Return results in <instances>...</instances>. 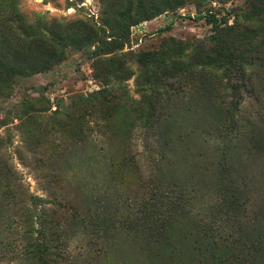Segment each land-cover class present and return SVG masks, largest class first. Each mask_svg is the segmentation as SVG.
Returning a JSON list of instances; mask_svg holds the SVG:
<instances>
[{
	"label": "rangeland",
	"instance_id": "obj_1",
	"mask_svg": "<svg viewBox=\"0 0 264 264\" xmlns=\"http://www.w3.org/2000/svg\"><path fill=\"white\" fill-rule=\"evenodd\" d=\"M110 2L111 0H20L19 9L28 20L48 21L52 28L71 35L72 38L65 40L67 47L60 64L24 79L9 96L0 98V122L8 123L7 126H0V135L7 139V143L1 146L4 158L20 173L24 188H29L45 199L48 197L52 200L53 197L41 187L35 171L25 166L22 158L33 157L29 152H34L42 171L54 174L53 181H50L60 200L57 206H48L55 209V216L61 220V224L68 221L67 224L73 226L85 211L92 214L90 220L96 219L101 228L111 229L115 219L117 223L125 222V218L120 215L124 210L119 208L120 213H115L118 212L120 201L124 203L125 199H143L153 186L162 188L163 184L165 186L177 178L188 187L195 200V207L203 210L208 207L212 196L224 190L225 185L231 188L233 184L239 190V203L246 208L242 212L243 221L252 220L258 226V229L253 226L252 230L264 233V121L256 130L234 137L229 150L231 154H222L218 150L220 146L216 147V143L209 144L206 141L208 131L217 134L224 129L220 126L223 119L218 112L220 104L241 101L245 106L244 114L247 115L252 111V105L255 104L257 108L258 103L264 106V83L261 84L259 77L253 72L252 80L242 81L247 87L241 90V96L225 90L228 82L231 85L238 84L236 86H242V82L236 75H230L224 70L218 72V76L198 74L193 79L192 68H189V73L168 79V84L173 86L172 90L177 87L180 90L173 92V97L166 99L163 108L154 114L153 122L158 119L161 122L151 132L163 138L172 137L176 157L174 161L164 163L156 170L157 177L153 183L145 179L143 171L125 163L132 131V144L137 153L143 151L144 135L139 128L133 129L138 114L125 105L119 92L114 93L110 102L106 101L97 110V118L102 124L99 132L105 135L106 152L111 159L107 168L102 171L109 178L107 187L102 191L92 190L88 193V188L83 184L64 176L63 158L79 146V140L85 133V123L77 111L78 101H73L75 97L97 92L103 88L105 80H110V86L116 89L120 84L126 86L133 100H144L137 80L141 70L139 60L144 54L160 55L172 46V40L185 44L186 54L192 53L195 57L200 58L216 51L217 46H225V42L233 40L236 35H233L234 32L228 36L219 35L205 19H198L199 14L210 12L221 18L226 12L245 9L248 0H231L227 4L187 0L174 13H165L153 20L131 26L127 34L125 31H118L120 38L117 43L112 38L107 39L103 32V28L111 21ZM228 19L233 24L234 18L229 16ZM239 22L238 30L242 27L240 19ZM170 25L171 30L160 32ZM256 25L264 36V16L257 19ZM222 27L224 25L220 26ZM92 29L99 35V41L94 45H87L84 38L92 35ZM107 31L110 32L108 28ZM120 40L125 43L123 47L118 43ZM263 40L264 38L261 41ZM259 51L264 58V46ZM114 54L116 58L113 64L119 80L106 73L109 67L106 59ZM166 78L165 74L164 81ZM252 88L258 90L256 95L252 93ZM24 101L31 105L33 111L20 125V121L8 115ZM68 107L72 113L67 116ZM44 114L48 116L45 119L41 116ZM55 121L59 125L52 128L51 124ZM25 132L28 134L29 152L21 142ZM2 166L4 160L0 159V173L3 171ZM197 226V220L191 217L178 227L169 228V235H166L161 246H153L138 226L134 231L128 230L127 236L125 233L121 236L113 253L106 246L104 251L93 255L88 264H162L159 257L164 251L169 253L173 248L188 251L192 247ZM91 228L94 230V227ZM93 235L94 233L87 234V238L79 236L83 239L75 237V247L84 240L85 244L90 243L89 239ZM95 247L98 246H92ZM150 248L158 251L154 254Z\"/></svg>",
	"mask_w": 264,
	"mask_h": 264
},
{
	"label": "trees",
	"instance_id": "obj_2",
	"mask_svg": "<svg viewBox=\"0 0 264 264\" xmlns=\"http://www.w3.org/2000/svg\"><path fill=\"white\" fill-rule=\"evenodd\" d=\"M186 1L111 0V21L106 25L110 32L108 33L106 27L103 32L107 39L112 38L117 43L120 38L118 31H125L127 34L131 26L153 20L165 13H174L183 7ZM199 1L227 4L231 0ZM19 4L20 0H0V98L9 96L24 79L60 64L67 47L65 40L72 38L71 35L52 28L48 21L28 20L20 11ZM229 16L234 18L233 24H230ZM262 16L264 0H248L245 9L226 12L221 18L210 12L199 14L198 19H205L219 35L228 36L234 32L236 38L225 42V46H217L216 51L206 53L200 58L192 53L186 54V45L178 40H172V46L160 55L144 54L139 60L141 70L137 78L144 100H133L126 86L120 84L116 89L110 86V80H105L103 88L97 92L75 97L73 101H78L77 111L85 123V133L79 140V146L63 158L64 176L83 184L88 188V193L92 190L102 191L107 187L109 178L108 175L102 174V171L107 168L111 159L106 152L105 135L99 132L102 124L97 118V110L104 106L106 101L109 103L114 93L119 92V96L125 100V105L138 114L133 129L139 128L140 133L144 135L143 151L137 153L132 144V131L125 163L143 171L145 179L153 183L157 177L156 170L164 163L174 161L176 157L173 150L174 139L156 136L151 132L158 128L161 122L160 119L153 122L154 114L163 108L166 99L173 97V92L180 90L178 87L172 90L173 86L168 84V79L189 73V68H192L193 79H196L198 74L218 76L220 71L224 70L230 75H236L240 83L252 80L254 73L263 84L264 58L259 48L264 46V40L261 41L264 36L256 25L257 19ZM239 19L242 21V27L238 30ZM221 25L224 27L220 28ZM169 30L171 25L160 32ZM98 38L99 35L92 29V35L84 38V43L94 45L99 41ZM118 43H121V47L125 44L121 40ZM115 58L114 54L106 59L109 63L106 73L119 80L113 64ZM165 74L167 78L164 81ZM243 82L242 86L228 82L225 90L241 96V90L247 87ZM252 93L256 95L258 90L252 88ZM225 103L218 106V112L223 117L220 122L223 131L217 134L211 131L206 133V141L209 144L216 143V147L220 146L218 150L220 149L222 154L230 152L234 137L242 136L252 129L256 130L264 121V106L258 102V108L255 104L252 105V111L248 115L244 114L243 102ZM262 103L264 104V100ZM31 111V105L24 101L8 116L20 121L19 124L22 125ZM70 113L72 112L68 107L67 116ZM59 114L62 116V112L59 111ZM41 116L43 119L48 117L45 114ZM1 125L7 126L8 123L0 122ZM58 125L56 121L51 124L52 128ZM27 136L25 132L21 142L23 147L28 149ZM3 143H7V139L0 135V159L4 160L3 171L0 173V264H88L91 257L104 251L106 246L113 253L121 236L124 233L127 236L128 230L134 231L140 226V232L149 238L153 246H161L166 235H169V228L174 229L191 217L198 223L192 247L188 251L177 248H173L169 253L162 251L163 254L159 257L162 264H264V233L252 230L253 226L258 229L252 220L243 221L242 212L246 211V208L244 204L239 203V190H236L233 184L231 188L225 185L224 190L212 196L208 207L203 210L195 207V200L188 187L174 178L165 186L163 184L162 188L153 186L149 190L150 194L147 193L143 199H125L124 203L120 201L118 212L115 213L119 214L120 210H124L120 214L125 218L124 223H117L115 219L111 229L105 230L97 224L96 219L90 220L91 213L88 214L82 209L83 215L71 226L67 224L68 221L61 224V220L55 216V209L48 206H54L60 200L50 181H53L54 174L44 173L34 152H29L28 149L33 157L22 158V162L35 171L39 184L53 199H45L31 192L29 188L25 189L20 173L4 158L5 153L1 148ZM90 233H94L89 239L90 243L85 244L84 240L75 247V237L87 238ZM150 251L155 254L158 250L150 248Z\"/></svg>",
	"mask_w": 264,
	"mask_h": 264
}]
</instances>
